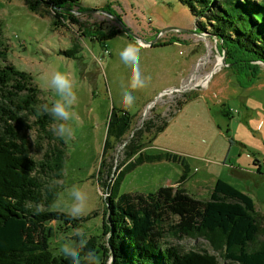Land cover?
<instances>
[{"label": "rangeland", "instance_id": "1", "mask_svg": "<svg viewBox=\"0 0 264 264\" xmlns=\"http://www.w3.org/2000/svg\"><path fill=\"white\" fill-rule=\"evenodd\" d=\"M80 7L81 12L88 13L81 15L75 9L78 12L73 13V18L77 23H69V29L55 31L50 18L31 13L23 0H0L8 60L34 77L44 102L52 105L59 99L48 85L55 72L69 75L75 83L78 100L73 110L79 120L67 122L74 128L73 138L67 142L61 139L64 147H59L55 137L52 141L40 137L36 129L28 133L32 157L39 162L51 148L66 150L63 177L56 181L60 192L54 204L59 200L61 208L66 207L72 187H79L89 197V211L78 218L82 220L79 229L88 240L99 236V243H106L109 238L103 235L106 201L97 195L96 189L107 192L101 185L108 172L114 180L117 171L124 169L119 170L118 165L129 160L125 146L134 134L151 123L160 125L162 120H168L163 132L144 135L145 154L171 153L184 158L190 167V180L181 186L189 191H194L199 179L221 177L231 182L253 198L258 213L264 217V70L250 86H238L244 80L243 74L235 73L232 67L220 68L216 36L198 27L199 20L180 0H80ZM95 10L118 14L142 41L171 44L150 47L140 40L129 39L126 33L99 41L103 34L122 27L110 16L97 14ZM85 30L87 36L82 37ZM71 41L81 48L76 57L67 58L63 53L72 49ZM132 42L140 46L142 75L151 79L146 88L132 92L135 105L126 112L134 118L133 125L119 142L113 132L108 136V125L113 109L117 113L124 110L122 92L132 91L128 88L132 70L120 59V52ZM184 100L183 108L176 112L178 102ZM33 122L30 118V123ZM56 124L54 121L51 131L59 137L53 132ZM102 164L105 167L101 168ZM182 175L183 167L178 163H144L127 172L114 191L118 196L153 193L162 187H177ZM51 210L67 213L53 206ZM50 226L55 229L52 252L63 255L61 247L75 239L74 229H65L55 222ZM173 244L185 254L207 252L222 264L229 263L223 257V249L213 248L204 238ZM112 260L113 256L108 264Z\"/></svg>", "mask_w": 264, "mask_h": 264}, {"label": "trees", "instance_id": "2", "mask_svg": "<svg viewBox=\"0 0 264 264\" xmlns=\"http://www.w3.org/2000/svg\"><path fill=\"white\" fill-rule=\"evenodd\" d=\"M23 1L31 13L43 19L50 18L55 31L69 29V23H77L73 14L64 8L82 11L80 0ZM180 1L199 20L198 27L216 36L218 47L226 52V62L232 65L231 69L243 74L245 81L238 82L239 86H250L262 70L258 63L264 64V0ZM87 30L82 37L87 36ZM121 34H125L123 29H112L98 40L104 42ZM170 44L158 43L153 47ZM80 48L74 43L63 55L74 58ZM0 61L3 64L0 66V264H71L64 255L52 252L55 229L50 226L53 222L65 229H77L82 225L81 219L51 210L60 192L56 181L62 180L67 153L65 148L59 149L64 143L51 131L53 118L38 110L47 103L34 77L18 70L8 60L2 21ZM184 103L185 100L178 102L179 111ZM30 118L34 119L33 124ZM133 121L125 110L117 113L113 109L108 136L113 132L119 142L122 141ZM168 122L151 123L134 134L125 146L129 160L118 165L119 170L124 169L117 171L114 180L108 172L101 186L109 193L105 200L103 228V235L109 238L101 244L99 236L91 238L87 250L101 257V264H108L112 256L110 264H222L212 254H185L173 244L184 239L204 238L213 248L223 249L228 264H264V217L258 213L249 194L219 179L209 195L199 198L181 186L190 174L184 158L171 153L145 154L144 135L163 132ZM34 129L40 137L50 141L55 137L59 146L51 148L41 162L32 157L28 141L29 131ZM162 161L182 165L183 175L177 187L166 186L148 194H116L114 189L127 172L144 163ZM102 173L103 170L100 175ZM37 207L42 211L37 213Z\"/></svg>", "mask_w": 264, "mask_h": 264}, {"label": "clouds", "instance_id": "3", "mask_svg": "<svg viewBox=\"0 0 264 264\" xmlns=\"http://www.w3.org/2000/svg\"><path fill=\"white\" fill-rule=\"evenodd\" d=\"M139 53L140 46L138 42L127 44L120 52L121 61L132 70L128 85V88L132 91L124 90L122 92L121 107L125 111H131L134 108L136 98L132 92L146 88L151 79L150 77H144L140 71ZM48 85L51 90L58 94L59 99L50 107L44 104L38 110L41 114H48L54 121H57L53 132L67 142L75 134L74 128L67 122L79 120L78 113L73 110L78 100L75 83L69 75L57 71L51 75ZM96 192L99 197L105 200L109 196L108 192L103 191L99 187L96 189ZM88 200L89 197L84 191L77 186H73L70 193V203L66 207L61 208L62 201L58 200L53 207L66 211L73 218H79L86 215L89 211ZM36 211L39 213L42 209L37 207ZM73 237L75 239L64 243L61 247L62 254L65 258L71 260V264H101V257L94 251L87 250L88 236L82 229H74Z\"/></svg>", "mask_w": 264, "mask_h": 264}, {"label": "water", "instance_id": "4", "mask_svg": "<svg viewBox=\"0 0 264 264\" xmlns=\"http://www.w3.org/2000/svg\"><path fill=\"white\" fill-rule=\"evenodd\" d=\"M64 11H66V12H68V13H71V14H73L74 12H78V11H76L75 9H70V8H64L63 9ZM95 13H97V14H101V15H108V16H110L111 17V19L115 22L116 21V23H119L120 24V26L122 27V29L124 30V32L128 35V36H130L131 38H134V39H136V40H140L139 39V37L138 36H136L131 30H130V28L128 27V25L123 21V20H121L120 18H119V16H118V14H113V13H111L110 11H107V10H95L94 11ZM114 12H116L115 10H114ZM79 14H81V15H86L88 12H81V11H79L78 12ZM117 13V12H116ZM118 25V24H117ZM119 26V25H118ZM142 43H144L145 45H149L150 47H152L154 44H156V43H150V42H146V41H142V40H140ZM222 46V45H221ZM218 49H219V47H218ZM219 53H220V58H221V60L219 61V64H221L220 65V68L221 67H226V66H228L229 68H231L232 67V65L230 64H228L227 65V62H226V52H223V51H221L220 49H219ZM219 64L217 65L218 67H219ZM258 64H260L262 67H264V64L263 63H258ZM211 75H213V73H211ZM211 75H209V76H211ZM208 78H211V77H208Z\"/></svg>", "mask_w": 264, "mask_h": 264}, {"label": "crops", "instance_id": "5", "mask_svg": "<svg viewBox=\"0 0 264 264\" xmlns=\"http://www.w3.org/2000/svg\"><path fill=\"white\" fill-rule=\"evenodd\" d=\"M176 45H178V43L176 44ZM262 70H264V67H262ZM238 86H239V84H238ZM178 112H180L179 110H178ZM219 179H223V178H221V177H215V178H212L211 180H208V181H203L202 179H199L197 182H196V187H195V189H194V191H189L188 189H187V187H186V189L191 193V194H194V195H196L197 197H199V198H205L204 197V195L206 194V193H208V195L212 192V190H213V188H214V186H215V184H216V182L219 180ZM188 180H190V179H188ZM187 182L188 181H186V183H185V185L187 184ZM229 182V181H228ZM229 183H231V182H229ZM199 192V193H198ZM198 194H200L199 196H198Z\"/></svg>", "mask_w": 264, "mask_h": 264}, {"label": "bare ground", "instance_id": "6", "mask_svg": "<svg viewBox=\"0 0 264 264\" xmlns=\"http://www.w3.org/2000/svg\"><path fill=\"white\" fill-rule=\"evenodd\" d=\"M205 81V80H204ZM170 93V92H169Z\"/></svg>", "mask_w": 264, "mask_h": 264}]
</instances>
